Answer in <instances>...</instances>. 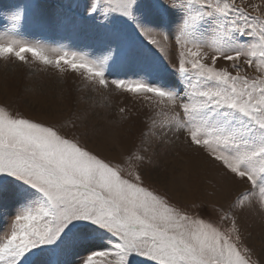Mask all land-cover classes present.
<instances>
[{
	"label": "snow or ice",
	"instance_id": "snow-or-ice-1",
	"mask_svg": "<svg viewBox=\"0 0 264 264\" xmlns=\"http://www.w3.org/2000/svg\"><path fill=\"white\" fill-rule=\"evenodd\" d=\"M79 3L99 25H110L114 16L134 24L178 83L106 75L114 64L140 57L114 31L101 38L99 53L29 41L18 32L25 9L11 15L12 30L0 33V60L39 62L80 76L93 90L141 97L156 109L144 137L186 144L203 153L225 181L245 187L226 207L183 206L146 183L147 149L117 162L67 124L0 103V196L11 190L17 205L10 217L0 208L6 223L0 264H264V249L253 259L237 215L254 206L264 213V0H146L144 10L160 27L141 23L139 0ZM168 9L182 13L173 33L163 27L171 19ZM52 15L60 26L72 20L63 5Z\"/></svg>",
	"mask_w": 264,
	"mask_h": 264
},
{
	"label": "rangeland",
	"instance_id": "rangeland-1",
	"mask_svg": "<svg viewBox=\"0 0 264 264\" xmlns=\"http://www.w3.org/2000/svg\"><path fill=\"white\" fill-rule=\"evenodd\" d=\"M77 3L78 0H0V33L12 30L11 15L20 9L26 11L24 20L19 22V35L50 47L95 49L99 53L101 38L108 31H114L132 43L140 57L127 65L114 64L106 75L110 78L145 76L149 83L163 86L178 83L167 60L139 34L134 24L124 17L114 16L110 25H99L94 15L89 16L85 11L83 3H79V6ZM139 3L137 12L141 23L160 27L159 19L144 10L146 0H139ZM61 5L72 18L65 26L58 25L52 15L53 10ZM168 12L171 19L163 27L173 33L182 13L176 9H168ZM77 20L81 22L77 23ZM115 42L107 40V43ZM165 58L175 62L174 55ZM219 64L225 66L226 62L221 60ZM0 103L47 123L57 126L67 124L90 147L103 150L105 155L117 162L137 148L147 149L142 152L147 165L144 169L146 183L161 191H168L174 201L183 206L191 207L197 203L226 207L245 187L225 181L222 174H218L206 161L203 153L186 144H173L159 136L144 137L142 133L150 126L156 111L149 102L114 89L93 90L90 85L85 87L83 79L74 73L60 74L55 68L39 62L28 66L0 60ZM121 108L125 109L124 113L120 112ZM73 124L74 128L71 127ZM10 188H14V184ZM16 207L11 190L7 195L0 196V208L6 210L9 217L15 213ZM237 215L254 249L253 259L261 258L264 249V213L254 206ZM5 226V221L0 219V229Z\"/></svg>",
	"mask_w": 264,
	"mask_h": 264
}]
</instances>
